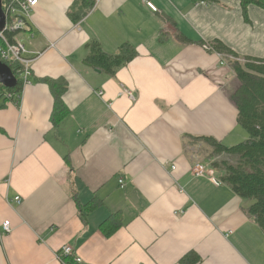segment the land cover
Listing matches in <instances>:
<instances>
[{
  "label": "crops",
  "instance_id": "0c3cea01",
  "mask_svg": "<svg viewBox=\"0 0 264 264\" xmlns=\"http://www.w3.org/2000/svg\"><path fill=\"white\" fill-rule=\"evenodd\" d=\"M37 1L17 36L29 84L18 103L0 101V232L11 228L0 264H60L64 246L80 264H183L189 254L194 264H264L250 203L212 167L225 155L197 140L248 139L232 99L240 83L213 46L264 60V10L249 4L245 18L241 0H147L154 12L141 0ZM78 1L93 5L75 21ZM93 42L107 54L128 43L136 57L108 75L85 62Z\"/></svg>",
  "mask_w": 264,
  "mask_h": 264
},
{
  "label": "trees",
  "instance_id": "16d2710c",
  "mask_svg": "<svg viewBox=\"0 0 264 264\" xmlns=\"http://www.w3.org/2000/svg\"><path fill=\"white\" fill-rule=\"evenodd\" d=\"M5 1L2 0V4ZM192 1L193 3L208 2V0ZM77 3L79 1L73 4L72 9L76 8V10L71 14V18L75 21L84 18L93 5L91 1L85 5ZM249 4H254L264 10L263 0H241V9L245 18L246 7ZM13 35L15 34L8 33V39H12ZM213 49L229 58L227 64L240 83V87L232 94V99L241 107L242 112L238 123L247 133L248 139L229 148L213 139L200 138L197 140L208 144L214 154H223L236 159L232 165L226 162H214L212 167L221 171L223 181L230 186L234 194L250 203L246 210L247 215L264 234V60H242L220 42H215ZM135 57L136 51L128 43L122 44L114 54H107L99 43L93 42L88 45L85 62L108 75H114L118 68L127 65ZM239 60L243 63L238 62ZM9 68L18 82L14 89L8 91L19 94L22 84L18 79L17 69ZM2 89L3 87L0 86V90ZM57 100L59 110L62 108L60 96ZM63 111L64 109H61V112ZM57 121H55L56 124ZM116 221L114 217H111L101 225L105 236H109V231L116 228L112 226L118 224ZM59 261L60 264H77L72 256H59ZM181 261L183 264H194L199 262V259L194 254H189Z\"/></svg>",
  "mask_w": 264,
  "mask_h": 264
},
{
  "label": "built area",
  "instance_id": "2783aa9c",
  "mask_svg": "<svg viewBox=\"0 0 264 264\" xmlns=\"http://www.w3.org/2000/svg\"><path fill=\"white\" fill-rule=\"evenodd\" d=\"M144 2L150 10L156 11V8L147 0H141ZM38 6L37 0H6L2 4V10L5 15V25L3 30L0 31V62L8 67L17 69L18 79L21 82L22 89L29 84L31 77L30 64L31 60L26 59L23 56L24 45L22 41L17 37L18 34L29 30L30 25L28 19L31 11ZM8 33H14L12 39H8ZM206 49H211L210 45L206 46ZM18 82V81H17ZM21 89V91H22ZM122 95H125L130 101H135V96L131 90L122 89ZM21 94H15L8 91V89L0 90V101L16 102L20 100ZM174 166L172 169L174 170ZM192 173L196 177H206L214 186H219V182L215 178V172L207 168L204 165H195L192 169ZM120 187L123 186V181L119 180ZM16 204L20 203V198H14ZM10 223L5 221L1 224V235H7L10 232ZM59 256H72L77 264H80V259L76 258L72 254V249L69 246H64L57 254ZM60 262V261H59Z\"/></svg>",
  "mask_w": 264,
  "mask_h": 264
},
{
  "label": "water",
  "instance_id": "95a60500",
  "mask_svg": "<svg viewBox=\"0 0 264 264\" xmlns=\"http://www.w3.org/2000/svg\"><path fill=\"white\" fill-rule=\"evenodd\" d=\"M5 25V15L2 10V0H0V31ZM17 85V79L11 72L10 68L0 62V86L4 89H14Z\"/></svg>",
  "mask_w": 264,
  "mask_h": 264
},
{
  "label": "rangeland",
  "instance_id": "374dc122",
  "mask_svg": "<svg viewBox=\"0 0 264 264\" xmlns=\"http://www.w3.org/2000/svg\"><path fill=\"white\" fill-rule=\"evenodd\" d=\"M242 141H240V142H242ZM217 162H219V163L226 162V163H230L232 165V164H234L236 162V159L229 158V157H226V156H223V157L222 156H219V159H217Z\"/></svg>",
  "mask_w": 264,
  "mask_h": 264
}]
</instances>
